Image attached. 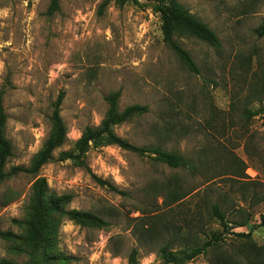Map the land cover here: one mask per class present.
<instances>
[{
  "label": "rangeland",
  "instance_id": "obj_1",
  "mask_svg": "<svg viewBox=\"0 0 264 264\" xmlns=\"http://www.w3.org/2000/svg\"><path fill=\"white\" fill-rule=\"evenodd\" d=\"M104 1L59 0L58 11L50 13V0H0V91L12 145L5 172L28 166L49 133L62 92L67 141L38 178L50 193L71 196L65 210L108 223L93 229L56 217L61 256L52 264H126L132 249L139 264H160L157 251L166 241L174 248L192 246L203 242L206 229L220 230L204 220L208 202L220 206L233 232L248 233L264 212V113L246 114L264 109V36L254 33L264 24V0H177L219 40L213 48L177 39L197 75L163 42L153 3L101 7ZM113 92H119L120 111L147 108L115 126L118 137L137 148L177 152L192 167L170 169L117 146L91 148L81 157L83 166L61 161L84 128L100 125L108 109L104 98ZM35 180L19 174L0 183V233L17 237L0 238V263L27 262L12 248H21ZM167 188L186 196L170 204ZM238 222L246 225L234 228ZM252 239L263 244L264 228ZM213 259L200 256L187 264Z\"/></svg>",
  "mask_w": 264,
  "mask_h": 264
},
{
  "label": "trees",
  "instance_id": "obj_2",
  "mask_svg": "<svg viewBox=\"0 0 264 264\" xmlns=\"http://www.w3.org/2000/svg\"><path fill=\"white\" fill-rule=\"evenodd\" d=\"M139 0H105L101 7L109 2L122 7L127 3H138ZM153 3L161 20V34L163 42L174 54L182 67L189 73L197 75L198 69L190 54L178 43L179 38L195 39L209 47L217 48L219 40L215 33L199 19L191 15L177 0H144ZM59 9V0H50L49 12ZM258 37L264 36V24L254 30ZM3 91H0V183L11 176L27 174L36 178L31 188L29 209L31 211L28 222L25 224L23 236L19 239L21 248L14 247L12 250L27 257L25 264H52L61 254L55 248V218L66 217L69 221L80 227L102 229L108 223L94 214L76 210H65L71 202L70 195H55L49 192L47 182L38 178V173L43 166L53 160V153L60 149L66 140V129L60 117V106L64 99L62 92L53 104V110L49 117L50 130L39 150L31 157L26 168L14 167L5 172L6 164L12 157V145L5 136V124L7 116L3 107ZM119 92L108 94L104 100L108 106L107 112L100 125L86 127L80 137L74 142L70 151L61 152V161H77L84 165L81 160L91 148L117 146L118 148L137 154L139 156L151 155L153 159L170 169H190L192 162L177 152L166 151L161 147L137 148L127 141L118 137L113 128L130 118L141 116L147 112L146 107L131 106L120 111L118 109ZM261 111L246 112L249 118L256 117ZM99 184L107 187L112 192L116 188L99 180ZM168 191L169 188H167ZM186 195L171 190L168 194L170 204L182 201ZM208 215L205 221H214L220 230L206 229L203 242L188 246L173 247L167 241L157 251L160 264H187L200 256L214 258L210 264H264V243L257 244L252 239V232L258 228H264V212L259 214V223L251 226L248 233H235L229 228L225 214L217 204L206 205ZM243 211V210H241ZM193 224V223H192ZM245 222L234 223V228H241ZM179 235H174V239ZM192 235L181 237L182 241L188 240ZM0 238L11 241L17 237L11 232L0 233ZM0 264H13L2 261ZM126 264H139L138 253L132 249L127 257Z\"/></svg>",
  "mask_w": 264,
  "mask_h": 264
}]
</instances>
